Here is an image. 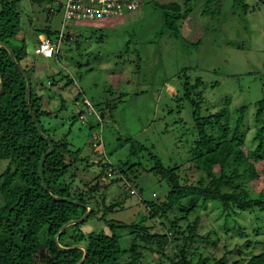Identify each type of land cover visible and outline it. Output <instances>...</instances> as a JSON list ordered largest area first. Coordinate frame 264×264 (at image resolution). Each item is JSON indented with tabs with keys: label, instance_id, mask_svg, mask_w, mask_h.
Wrapping results in <instances>:
<instances>
[{
	"label": "rangeland",
	"instance_id": "374dc122",
	"mask_svg": "<svg viewBox=\"0 0 264 264\" xmlns=\"http://www.w3.org/2000/svg\"><path fill=\"white\" fill-rule=\"evenodd\" d=\"M63 1L0 0V10L6 3L15 4L20 23L17 39L24 40L27 51L23 63L32 89L42 95V106L52 111L43 117L45 126L56 137L65 134L70 147L79 149L64 181L73 179L72 191L89 197L96 206L79 229L113 231L120 245L128 247L134 236L130 228L111 229L106 220L129 223L148 214L145 201L166 198L167 181L147 170L155 164L151 154L165 166H180L178 172L188 182L215 177L214 171H203L189 160L196 135L192 101L198 102L202 115L226 107L224 122L229 125L237 107L246 106L241 127L244 143L237 151L242 148L245 157H252L249 150L257 144L252 138L264 123V110L256 120L258 103L264 99V0H142L121 17L67 21L72 39L67 35L60 39L57 55L35 54L34 46L39 34H46L45 28L53 38L62 29ZM177 4L182 16L172 28L165 17L173 14ZM84 95L100 118L94 113L79 118L86 107ZM92 130L98 132L103 152L93 148ZM122 162L136 164L119 175L116 167ZM7 163L8 159H0V173ZM256 167L258 179L249 183L255 193L264 187L263 162ZM109 168L112 176L106 175ZM94 185L97 188L90 190ZM130 187L134 193H129ZM191 198L181 203L192 208L186 212L174 207L168 219L178 218L184 230L199 217L197 232L205 237L187 246L186 256L193 262L211 264L226 253L225 264L239 257L243 264L250 254L264 250V227L256 229L257 218L264 225V214L243 212L237 222L229 221L225 227L213 202L203 205L201 198ZM111 203L115 205L105 212L103 208ZM160 219L148 217L144 222L151 231H163L160 221L167 220ZM237 224L246 231L243 235ZM138 243L143 262L167 264L172 256L171 247L157 254L149 250V246L158 248L155 243ZM237 246L240 252H227Z\"/></svg>",
	"mask_w": 264,
	"mask_h": 264
},
{
	"label": "trees",
	"instance_id": "16d2710c",
	"mask_svg": "<svg viewBox=\"0 0 264 264\" xmlns=\"http://www.w3.org/2000/svg\"><path fill=\"white\" fill-rule=\"evenodd\" d=\"M32 1L42 4L52 0ZM172 9L173 14L166 15L165 20L168 26L174 28L175 22L182 15L179 13L178 4ZM19 30V15L15 4L6 3L0 10V42L6 44L0 45V159H8L6 167L0 173V264H77L84 250L85 256L79 264H154L141 260L142 252L138 241L155 243L158 248L149 246V250L157 254L171 247L172 256L167 264H198L199 261L193 262L186 255L187 246L191 242L197 237H205L197 232L199 217L196 216L192 223L186 225V231L181 229L178 218L168 219V213L174 207L186 212L192 208L181 203L184 198L192 197L193 200L199 197L203 205L213 202L223 215L225 227L229 221L237 222L236 217L243 212L261 214L262 217L264 187L255 193L250 189L249 183L258 179L257 162L264 164V123L256 128L252 138L257 142L256 146L249 150L252 157H245L242 152L244 150L241 148L237 151V147L244 143L245 133L241 127L246 106L237 107L234 123L229 125L224 122L226 107L202 115L198 102L192 101L196 135L189 160L194 167L203 171H214V179L204 181L198 178L195 182H188L180 176V166H165L156 155L151 154L155 164L147 170L157 173L167 181L169 190L166 198L161 202L145 201L148 216L140 215L129 223L106 220L111 229L114 226L130 228L129 232H133L134 236L129 246H121L119 235L113 231H81L80 223L96 212V206L89 197L72 191L73 179L64 181L69 165L79 155V149L70 147L65 134L56 137L49 127L45 126L43 117L50 116L52 111L42 106V95L32 89L27 65L23 63L27 55L25 42L23 39H17ZM45 31L46 35L50 36L49 29L45 28ZM17 63L21 64L29 78L28 98L26 79ZM187 95L188 92L185 93V96ZM29 107L39 123L40 131ZM263 110L264 99H261L256 110L258 122ZM48 140L52 142V149L44 158L42 180L40 160L48 149ZM72 153H75L74 157ZM134 164L136 163L122 162L116 167L117 173L124 174L126 168L131 169ZM96 188L97 185H94L90 190ZM114 205L115 203L105 205L103 209L106 212ZM88 206L91 209L87 216L67 225L55 238L62 225L79 218ZM161 216L167 220V223L160 221L164 230L151 231V226L145 224V219H160ZM258 221L256 229L261 226L263 228L264 225ZM240 227L238 232L243 235L246 231ZM248 242L246 239L244 243ZM234 250L240 252V247L227 252ZM225 254L214 258L211 264H225ZM241 261L242 258L239 257L233 259L230 264H240ZM155 264L164 263L158 261ZM243 264H264V250L250 254Z\"/></svg>",
	"mask_w": 264,
	"mask_h": 264
},
{
	"label": "built area",
	"instance_id": "2783aa9c",
	"mask_svg": "<svg viewBox=\"0 0 264 264\" xmlns=\"http://www.w3.org/2000/svg\"><path fill=\"white\" fill-rule=\"evenodd\" d=\"M142 0H64L61 2L63 12L62 29L58 32L56 38L49 35H43L34 46V53L43 57H53L59 50L60 39L66 35L69 36L70 30L67 29L69 20L95 21L103 18L121 17L124 12L136 9ZM86 105L85 110L79 112V118L86 119L87 114L94 113L100 118L98 112L93 108L89 99L83 98ZM92 146L95 150L102 151L103 145L101 138L96 130H92ZM108 176H112L111 169L107 171ZM129 193H134L133 188H128Z\"/></svg>",
	"mask_w": 264,
	"mask_h": 264
},
{
	"label": "water",
	"instance_id": "95a60500",
	"mask_svg": "<svg viewBox=\"0 0 264 264\" xmlns=\"http://www.w3.org/2000/svg\"><path fill=\"white\" fill-rule=\"evenodd\" d=\"M0 45H4V46H6V44H5V43H2V42H0ZM9 52H10V54L12 55V52H11L10 50H9ZM17 66L19 67L21 73L24 75V77H25V79H26V98H28V94H29V90H30L29 78H28V76H27L25 70H24L23 67L21 66V64H20V63H17ZM1 89H2V80H1V77H0V93H1ZM29 110H30V113H31V115H32V117H33V120L35 121V124H36L37 128H38L39 131H40L39 123L36 121L34 115L32 114L31 107H29ZM100 114H102V112H101ZM44 137L47 138L46 135H44ZM51 149H52V142L48 140V149H47V151L42 155L41 160H40V174H41L42 180H44V177H43V163H44V158H45V156L51 151ZM45 187L47 188V185H45ZM56 198H58V199H66V200L68 199V198H65V197H56ZM90 209H91V207L88 206V208H87V210L85 211V213H83V215H81L79 218H77V219H73V220H70V221H68L67 223H65L64 225H62L61 228L58 230L57 234L55 235V238H57V236L61 233V231H62L67 225H69V224H71V223L78 222V221H80L82 218H84L85 216H87V215L89 214V212H90ZM72 246H77V245H72ZM84 256H85V250H84V253H83L82 258L80 259V261H79L77 264H79V263L83 260Z\"/></svg>",
	"mask_w": 264,
	"mask_h": 264
},
{
	"label": "crops",
	"instance_id": "0c3cea01",
	"mask_svg": "<svg viewBox=\"0 0 264 264\" xmlns=\"http://www.w3.org/2000/svg\"><path fill=\"white\" fill-rule=\"evenodd\" d=\"M43 35H46V34H44V33H41V34H39V37H38V40L40 39V38H42L43 37ZM29 77H30V72H29ZM84 97H86L85 95H84ZM61 98H62V96H61ZM87 98V97H86ZM88 99V98H87ZM77 99H76V97H75V101H76ZM90 101V100H89ZM90 103H91V101H90ZM92 105V104H91ZM105 115V112L104 111H102V114H101V117H103ZM91 160L92 161H95L94 159H93V157L91 156Z\"/></svg>",
	"mask_w": 264,
	"mask_h": 264
}]
</instances>
